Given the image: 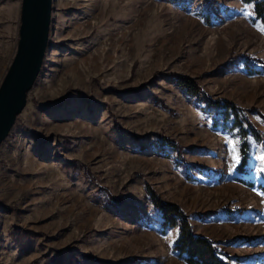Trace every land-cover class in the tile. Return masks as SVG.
Here are the masks:
<instances>
[{"label": "rangeland", "instance_id": "374dc122", "mask_svg": "<svg viewBox=\"0 0 264 264\" xmlns=\"http://www.w3.org/2000/svg\"><path fill=\"white\" fill-rule=\"evenodd\" d=\"M20 3L0 0V83ZM51 6L38 76L0 144V264H185L172 250L176 229L160 231L146 189L177 206L227 264H264V193L255 187L264 186V27L251 5ZM165 72L200 92L187 95ZM207 99L246 111L259 140L248 137L241 178L254 187L235 180L229 142L238 135L214 125Z\"/></svg>", "mask_w": 264, "mask_h": 264}, {"label": "trees", "instance_id": "16d2710c", "mask_svg": "<svg viewBox=\"0 0 264 264\" xmlns=\"http://www.w3.org/2000/svg\"><path fill=\"white\" fill-rule=\"evenodd\" d=\"M240 1L251 5L254 18L264 27V0ZM163 76H170L174 84L189 96H197L200 92V88L187 77L179 76L176 73L169 74L168 72L163 73ZM206 106L212 108L217 115L216 119L218 120L214 125H221L223 129L229 127L235 130V133L238 135V155L240 156L241 163L236 166L237 177L235 180L246 187H254L252 182L241 178L242 175L246 174V165L249 159L250 143L248 137L256 142L259 140L253 126L246 117V111L225 100L207 99ZM129 136L132 135L130 134ZM133 140L138 141L134 137ZM161 142L162 144L171 146L172 150L177 153L181 151L178 145L167 138H161ZM255 187L264 193L263 185L257 184ZM145 193L151 205L160 214V231L164 233L169 229H176L177 234L173 241L172 250L185 264H227L218 252L213 241L192 233L185 214L177 206L163 203L149 189H146ZM55 253L60 255V252ZM75 257L83 259L88 263L95 261L86 255L71 256L73 260H75Z\"/></svg>", "mask_w": 264, "mask_h": 264}, {"label": "water", "instance_id": "95a60500", "mask_svg": "<svg viewBox=\"0 0 264 264\" xmlns=\"http://www.w3.org/2000/svg\"><path fill=\"white\" fill-rule=\"evenodd\" d=\"M52 0H21L18 40L0 83V144L23 110L46 49Z\"/></svg>", "mask_w": 264, "mask_h": 264}, {"label": "snow or ice", "instance_id": "6c2138e0", "mask_svg": "<svg viewBox=\"0 0 264 264\" xmlns=\"http://www.w3.org/2000/svg\"><path fill=\"white\" fill-rule=\"evenodd\" d=\"M247 15V13H245ZM239 141H230L229 144L231 145L230 148H229V151L230 153H232V160H233V164H232V168H236L237 165H239L241 163V160H240V156L239 155H236V144L238 143ZM261 159H264V157H262ZM179 231V230H178Z\"/></svg>", "mask_w": 264, "mask_h": 264}]
</instances>
